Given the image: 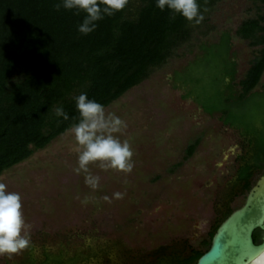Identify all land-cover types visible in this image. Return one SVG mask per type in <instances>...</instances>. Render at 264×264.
I'll return each instance as SVG.
<instances>
[{
	"label": "rangeland",
	"instance_id": "374dc122",
	"mask_svg": "<svg viewBox=\"0 0 264 264\" xmlns=\"http://www.w3.org/2000/svg\"><path fill=\"white\" fill-rule=\"evenodd\" d=\"M257 7L264 10L253 0H216L203 21L193 25L190 40L163 67L105 108L127 123L118 135L134 150L131 173L103 170L96 162L89 167L100 183L91 189L85 175L74 171L78 153L69 131L4 171L0 179L8 191L22 196L23 213L32 228L30 247L11 259L0 256V264H41L42 256L47 260L43 264H73L67 258L74 256L81 264H105L107 258L114 264H146L162 246L201 248L226 209L243 204L246 193H235L234 179L241 139L217 115L209 116L183 99L172 88L171 77L180 71V77L187 78L190 63L203 55L201 47L216 45L228 32L238 91L256 48L235 31L242 21L255 17ZM263 84L264 73L256 90ZM231 148L234 153L228 151ZM116 192L123 198L116 199Z\"/></svg>",
	"mask_w": 264,
	"mask_h": 264
},
{
	"label": "trees",
	"instance_id": "16d2710c",
	"mask_svg": "<svg viewBox=\"0 0 264 264\" xmlns=\"http://www.w3.org/2000/svg\"><path fill=\"white\" fill-rule=\"evenodd\" d=\"M215 2L197 0L203 17ZM253 3L264 6V0ZM62 4L63 0H0V175L79 122V95L108 107L163 67L190 40L197 25L167 8L161 11L157 0H129L122 12L104 16L95 31L85 35L78 28L86 13ZM257 11L235 31L236 37L256 48L238 91L228 32L216 45L201 47L203 55L190 63L187 78L174 71L171 85L183 99L209 116L217 115L223 126L261 150L264 84L261 90L256 88L264 73V10ZM57 107L68 120L56 115ZM193 148L194 144L187 147V156ZM248 168L247 164L237 178L245 189Z\"/></svg>",
	"mask_w": 264,
	"mask_h": 264
},
{
	"label": "clouds",
	"instance_id": "9594fccd",
	"mask_svg": "<svg viewBox=\"0 0 264 264\" xmlns=\"http://www.w3.org/2000/svg\"><path fill=\"white\" fill-rule=\"evenodd\" d=\"M128 3L129 0H63L62 6L67 10L75 9L86 13L78 30L87 35L95 31L96 22L104 16L122 12ZM156 6L161 11L167 8L190 23L199 24L204 19L197 0H157ZM60 7V4L56 5L57 10ZM76 106L80 119L69 129V133L75 138V151L78 153V167L74 171L77 174L83 173L86 185L93 190L99 188L100 177L93 175L89 166L96 162H100L99 167L103 170L131 173L135 167L134 150L128 139L121 140L118 135L126 130V121L115 113L106 111L102 104L90 100L86 94L76 98ZM55 113L64 120L69 119L62 107H57ZM228 151L234 153L235 149ZM7 188V184L0 179V256L6 255L11 259L30 247L32 225L24 216L22 196ZM113 196L116 199L123 198L120 192ZM104 199L110 202L109 197L105 196ZM82 203H88V198L85 197ZM250 264H264V251L255 256Z\"/></svg>",
	"mask_w": 264,
	"mask_h": 264
},
{
	"label": "water",
	"instance_id": "95a60500",
	"mask_svg": "<svg viewBox=\"0 0 264 264\" xmlns=\"http://www.w3.org/2000/svg\"><path fill=\"white\" fill-rule=\"evenodd\" d=\"M263 231L262 243L255 245L254 230ZM264 251V176L248 191L244 203L217 227L209 249L196 264H250Z\"/></svg>",
	"mask_w": 264,
	"mask_h": 264
},
{
	"label": "flooded vegetation",
	"instance_id": "af4514ba",
	"mask_svg": "<svg viewBox=\"0 0 264 264\" xmlns=\"http://www.w3.org/2000/svg\"><path fill=\"white\" fill-rule=\"evenodd\" d=\"M225 127V126H224ZM230 130H233L229 127H226ZM235 131V130H233ZM236 132V131H235ZM238 134V132H236ZM239 136V134H238ZM241 144L240 150L235 157L236 159V168L234 172L235 179V193H243L246 194L248 191L256 184L260 177L264 176V146L261 150L255 147L252 142H245L240 136ZM257 148V149H256ZM248 164V171L250 173L249 178V188L245 189V185L242 182H238V173L242 171ZM256 176L254 183H252V179ZM245 194V196H246ZM245 200V197H244ZM244 203V201H243ZM235 210V209H234ZM229 211L227 208L226 211L222 214V217L216 220L213 224V228L208 232L207 237L202 240L200 243L201 248H193L187 244H176L173 246H162L152 252L149 256V261L146 264H196L198 258L204 254L210 247L211 239L213 234L215 233L217 227L224 221L223 216ZM263 231L260 229H256L252 233V240L255 245H259L262 243ZM199 253L198 257L194 260L195 255ZM69 261L73 262V264H81L77 256L67 258ZM105 264H114L112 259L107 258L105 260ZM47 262L45 256H42L41 264ZM30 264V261L27 262Z\"/></svg>",
	"mask_w": 264,
	"mask_h": 264
}]
</instances>
